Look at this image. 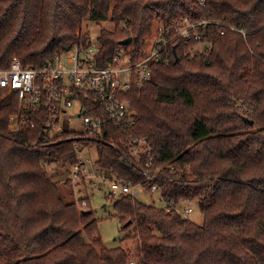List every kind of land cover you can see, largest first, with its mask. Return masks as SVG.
Masks as SVG:
<instances>
[{"label": "trees", "instance_id": "obj_1", "mask_svg": "<svg viewBox=\"0 0 264 264\" xmlns=\"http://www.w3.org/2000/svg\"><path fill=\"white\" fill-rule=\"evenodd\" d=\"M87 18L116 25L98 37L106 62L130 46L122 43L130 36L131 56L139 59L155 18L210 20L199 26L206 37L176 38L170 59L152 64L147 88L131 97L136 124L112 127L99 144L104 169L145 183L108 142L146 137L155 165L173 179L165 181L166 197L196 200L204 214L200 224L119 197L115 209L130 230L125 237L134 239L136 260L264 264V0H0V68L14 58L41 66L79 35L91 41L83 33ZM201 41L210 46L192 53ZM17 109L16 92L0 101V264H131L130 251L105 246L95 214L68 201L44 166L75 162L73 142L47 143L40 121L10 131Z\"/></svg>", "mask_w": 264, "mask_h": 264}, {"label": "built area", "instance_id": "obj_2", "mask_svg": "<svg viewBox=\"0 0 264 264\" xmlns=\"http://www.w3.org/2000/svg\"><path fill=\"white\" fill-rule=\"evenodd\" d=\"M209 22L206 19L193 22L188 18L169 24L160 21L158 37L136 60L131 50L120 46L106 62L99 54L98 37L84 43L79 35L67 50L57 51L41 66H25L14 58L9 67L0 69V96L14 92L18 95V109L10 116L9 128L13 131L34 128L40 121L47 143L73 142L77 158L66 164L68 175L62 181L70 184L81 209H88L91 193L99 190L114 197L131 195L149 199L166 212H177L184 219L193 220L195 210L191 204L195 200L166 197L165 181L173 179H167L162 172L164 168L155 165L153 146L146 137L128 134L121 139V145L108 142L121 153L127 167L144 174L145 183L120 179L104 169L99 164V144L106 142L105 136L112 134V127L127 131L136 124L138 114L131 94L147 86L152 64L170 59L168 47L176 38L190 41L206 37L207 31L199 26ZM241 102L240 99L239 107ZM92 144L97 145L94 154L89 148ZM44 166L51 168L48 162ZM131 264L139 262L132 260Z\"/></svg>", "mask_w": 264, "mask_h": 264}, {"label": "rangeland", "instance_id": "obj_3", "mask_svg": "<svg viewBox=\"0 0 264 264\" xmlns=\"http://www.w3.org/2000/svg\"><path fill=\"white\" fill-rule=\"evenodd\" d=\"M160 21H162V20L158 19V18L154 19L152 27H151V31L147 35L146 43L144 44L145 51L149 47H151L155 38L158 37L159 31H160V29H159V25H160L159 22ZM124 24L127 25V23H124ZM115 27H116V25L114 23H112L111 21L97 22V21L91 20L90 18H87L84 21L83 33L84 34L88 33V35L90 36V39L91 38L95 39V38L99 37L102 28L114 29ZM133 43H134V40L131 43H129L130 46L124 47V48H126L127 50H131V52H132V50L134 49ZM209 46H210L209 42L201 41L197 45H195L193 48H191V51H192V53H194L198 50H204V49L208 48ZM0 69H4V68H0ZM146 88H147V86L142 90H137L136 92L140 96ZM136 92L132 93L131 97H133L135 94H137ZM6 96H8V94H6L5 96H0V101ZM131 100H132V98H131ZM133 107H134V105H133ZM134 109L139 116L137 109L135 107H134ZM9 130L13 131L10 128H9ZM89 148H90L91 152L93 153L94 149L97 148V145L92 144ZM49 164L51 165L50 166L51 168H49V170H48L49 174L55 181H57L59 183V186H60L61 191L63 192L65 198L68 201H73V200L75 201L74 193H73V190H72L70 184L62 181L63 179H66V177L68 175L69 166L66 164H62L61 162L60 163H54V164L49 163ZM118 198H119L118 196L117 197L111 196V195L107 194V192H105V191L95 190L90 195L91 212H93L95 214V218H97L99 221L98 222L99 223V232H100V236L102 237L104 245L107 246L108 248H115L118 246H124L125 248H127L130 251L132 260H135L136 262H138L135 258L136 247H135L134 239L125 237L126 233L130 232V230L125 231L123 229L122 222L120 220V216L118 215V213L115 209V201H117ZM142 199H143V201L152 204L149 199L148 200L145 198H142ZM182 205H185V204H182ZM191 206H193L194 210H195V213L193 214V220L202 224L204 221V214L200 209L199 203L195 200L191 204ZM79 209H80L79 211H81V213H83V214H85L83 212L84 210H89V208L88 209H81L80 207H79ZM132 260H131V262H132Z\"/></svg>", "mask_w": 264, "mask_h": 264}, {"label": "water", "instance_id": "obj_4", "mask_svg": "<svg viewBox=\"0 0 264 264\" xmlns=\"http://www.w3.org/2000/svg\"><path fill=\"white\" fill-rule=\"evenodd\" d=\"M132 41H133V37L130 36V37L125 38V39L122 41V43H123V44H126V43H131ZM174 50H175V47H174ZM83 212H84L85 214L91 213V209H89V210H84Z\"/></svg>", "mask_w": 264, "mask_h": 264}]
</instances>
